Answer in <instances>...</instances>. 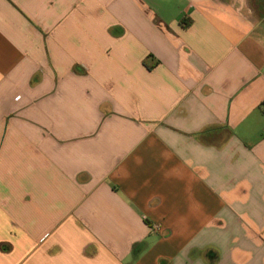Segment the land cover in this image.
I'll list each match as a JSON object with an SVG mask.
<instances>
[{
  "label": "crops",
  "instance_id": "0c3cea01",
  "mask_svg": "<svg viewBox=\"0 0 264 264\" xmlns=\"http://www.w3.org/2000/svg\"><path fill=\"white\" fill-rule=\"evenodd\" d=\"M0 264H264V0H0Z\"/></svg>",
  "mask_w": 264,
  "mask_h": 264
}]
</instances>
